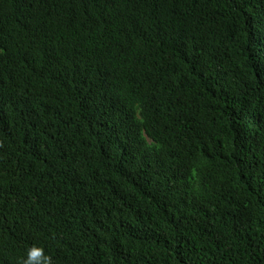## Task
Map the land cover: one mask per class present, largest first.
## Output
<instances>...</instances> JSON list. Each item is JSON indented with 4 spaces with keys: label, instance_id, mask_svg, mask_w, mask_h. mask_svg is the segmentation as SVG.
<instances>
[{
    "label": "trees",
    "instance_id": "trees-1",
    "mask_svg": "<svg viewBox=\"0 0 264 264\" xmlns=\"http://www.w3.org/2000/svg\"><path fill=\"white\" fill-rule=\"evenodd\" d=\"M264 264V0H0V264Z\"/></svg>",
    "mask_w": 264,
    "mask_h": 264
},
{
    "label": "clouds",
    "instance_id": "clouds-1",
    "mask_svg": "<svg viewBox=\"0 0 264 264\" xmlns=\"http://www.w3.org/2000/svg\"><path fill=\"white\" fill-rule=\"evenodd\" d=\"M24 264H51V258L44 254L43 249L34 247L29 251Z\"/></svg>",
    "mask_w": 264,
    "mask_h": 264
}]
</instances>
